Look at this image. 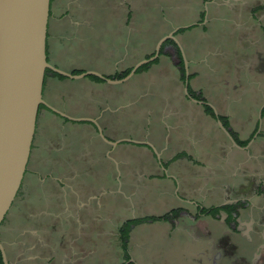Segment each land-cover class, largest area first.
<instances>
[{"label": "crops", "instance_id": "obj_1", "mask_svg": "<svg viewBox=\"0 0 264 264\" xmlns=\"http://www.w3.org/2000/svg\"><path fill=\"white\" fill-rule=\"evenodd\" d=\"M131 3V0H118L114 5L113 15H119L124 28L132 26ZM220 7L231 15L225 27L236 39L234 45L240 48L234 49L232 45L228 52L218 50L213 54L205 44H209L207 36L211 23L208 16L204 19L203 8L216 12ZM83 8L82 0H49L45 39L49 65L59 62L60 53L73 38H68L66 31L82 24ZM198 8L194 23L170 25L154 40L150 51L142 52L135 59L134 48L121 38L115 46L117 59L114 56L109 67L102 65L91 70L106 79L119 80L121 78L115 77L128 73L134 64L151 56L162 36L177 29L173 33L175 42L165 40L156 59L128 79L108 83L89 76L79 84L93 92L106 91L118 98L125 96L128 100L123 101L124 105L109 109L107 103L96 102L94 104H99L97 111L89 108L84 99L75 103L65 101L63 115L77 121L62 118L41 105L17 191V194L21 191L18 210L6 226L2 227L5 218L0 224V244L6 264H141L129 251L132 233L156 225L163 226L167 236H176L174 247L181 261L212 264L211 241L221 227L202 211L221 203L231 184V176L236 184V170L241 162L238 158L242 153L231 145L216 121L217 117L226 119L240 141H246L254 131L255 122L259 120L256 115L260 116L264 106L263 40L255 3L200 0ZM129 54L132 59L134 57V63L130 65L125 60ZM82 72L70 69L67 74ZM185 75L190 98L183 92ZM82 78H65L53 73L44 76L41 92L44 104L55 110V104L61 100L56 95V87L65 83V79ZM113 86L121 87L114 91ZM150 95V101L144 98ZM136 104L140 109L135 108ZM205 107L211 108L215 115L209 116ZM83 120H93L109 144L98 136L92 123ZM139 120L141 124L137 123L135 127L134 123ZM123 121L131 126L130 135L118 130L117 125ZM139 127L140 133L135 131ZM77 145H85L83 151L86 150L88 156L81 154ZM109 148L117 153L119 162L117 158L114 162L120 169L127 168L128 164L118 152L123 153L127 148L140 155L141 160L135 156L133 166H129L133 181L142 177L160 192L161 203L166 206L164 211L143 217L177 211L170 219L132 226L126 253L121 249L118 229L126 221L137 219L126 217L129 208L126 197L130 188L123 194L121 190L117 192V180L113 177L92 179L83 176L88 165L96 162L98 157H104ZM31 191L36 200L33 203L29 197ZM42 193L53 199L51 214L46 213V216L52 218L53 225L62 226L55 244L48 235V228L40 224L46 211L32 205L40 204ZM22 210L26 213L19 217ZM17 216L20 222L15 224ZM90 229L102 237L101 250L88 241Z\"/></svg>", "mask_w": 264, "mask_h": 264}, {"label": "rangeland", "instance_id": "obj_2", "mask_svg": "<svg viewBox=\"0 0 264 264\" xmlns=\"http://www.w3.org/2000/svg\"><path fill=\"white\" fill-rule=\"evenodd\" d=\"M117 1L118 0H82V4L84 5L82 24L77 29H67L66 36H68V38H73L68 42L69 45L66 47L65 51L60 53L59 62L56 64H50V66L64 73H68L70 69H77L84 73L92 72L91 70L95 67L102 65L109 67L114 60V56L115 59H117L118 52L115 46L121 38H124L127 41L129 47L134 48V57L136 59V57L142 52L150 51L154 40L170 25H186L184 24L186 22L194 23L200 2V0H131V4L133 5L132 26L124 28L121 24L119 15H113L115 12L114 5ZM246 2L251 3V5L252 3L257 4V0H246ZM203 9L204 19L208 16V22L211 23L207 36L209 44H205L207 47H210V51H212L213 54L218 50L222 53L228 52L229 47L236 44V39L232 37L230 30L225 27V24L231 15L227 13L224 7H220L216 12H213L211 8ZM256 16H259V12L256 13ZM262 24H264L263 18ZM164 36L166 35H163L162 37ZM235 48L240 47L234 45V49ZM134 57L132 59L131 54L127 55V58H125L126 64L130 65L134 63ZM148 57H150V55ZM261 57V60L264 63V48ZM173 58L174 62H176V57L173 56ZM49 75H51L50 72L45 73V77H48ZM84 78L85 77L80 80L65 79V83L56 87V95L61 99L60 102L55 104L56 111H61L62 114L64 113L65 110L62 105L65 101L68 103H75L79 99H84L89 105V108H94L98 111L99 104H94L96 102L107 103V108L114 109L118 106L124 105L123 101L128 100V98H124L125 96L123 98H118L106 91L93 92L89 88H84L79 85L83 82ZM118 87L121 86H113V90L115 91ZM151 96L152 95L144 98L150 101ZM43 99L44 98H42V101L45 103ZM135 108L140 109V105L136 104ZM123 113H126V111ZM256 117H258V114ZM257 122L258 120L255 122V128ZM137 123L140 125L141 120L134 123L135 127ZM117 126L118 130H121L122 133L125 132V135H130L132 132V128L128 122L123 121ZM259 129L264 131V118L260 121ZM138 130V133H140V127L135 131L137 132ZM252 133L253 132H251L250 135ZM249 136H247V138ZM106 143L109 144V140H106ZM110 144H113V142H110ZM258 146L261 147V151L264 153V144H262V140L258 138L252 144L253 153L257 152L256 148ZM84 148L85 145H81L78 146L77 150L79 149L81 154L84 153L88 156L87 151H83ZM107 152L108 153L105 154L104 157H98L96 162H92L88 165V170L85 174L83 173V176L85 175L92 179L113 177L117 180V192L121 190L120 193L123 194L130 188V194L127 195V197L125 194V197L128 198L127 205L129 206L126 212V217L138 218L151 214H158L164 211L166 206L164 203H161L162 197H160V192L155 188L156 186L149 185L142 177H140V180L137 179L136 182H134V179L131 177L132 168L130 169L129 166H133L132 164H134L132 158L137 156L140 161L141 156L127 148L123 153L118 152L124 163L128 164L127 168L120 169L118 168V164L115 165L114 162L118 157L115 150L109 148ZM239 156V161H242L244 159L243 153H240ZM117 162H119L118 158ZM125 172H127V174ZM236 174L239 175L238 170H236ZM230 182L234 183L235 178H232L231 176ZM238 182L239 180L237 179L236 184H238ZM20 195L21 191L18 192L10 209L6 213L2 227L7 225L12 218L14 211L17 212L18 208L16 209V206L21 200ZM29 197L31 203L36 202L35 198H33L32 191L29 193ZM52 200L53 199L49 194L42 193L40 204L34 203L32 205L35 208L43 207L42 209L46 211L40 219V224L48 228V235L52 238V243L55 244L59 237L58 231L62 229V226L53 225V222L51 221L52 218L46 216V213L51 214L50 212L54 206ZM56 200L58 201V198ZM119 201L120 200L117 199L118 203ZM48 208L51 209L48 210ZM22 213L26 212L23 210L20 211L19 217ZM19 217L17 216L15 218V224L20 222ZM25 227L29 226L25 225ZM165 232V228L158 225L145 226L141 229H136L134 233H132V240L128 246L131 257L137 261H141V264H189L184 260L181 261L176 254L177 249L174 247L176 236H167ZM88 236V241H91L97 250H101L102 237L99 238L91 229Z\"/></svg>", "mask_w": 264, "mask_h": 264}, {"label": "water", "instance_id": "obj_3", "mask_svg": "<svg viewBox=\"0 0 264 264\" xmlns=\"http://www.w3.org/2000/svg\"><path fill=\"white\" fill-rule=\"evenodd\" d=\"M48 11L49 0H0V224L17 194L25 172L39 106H45L62 118L77 121L67 118L46 106L42 101L41 92L45 72L50 71L65 78L92 76L108 83H119L132 76L142 65L155 60L165 40L175 42L173 33L177 29L161 38L156 43L153 54L136 63L119 80H109L94 72L70 75L55 69L46 61L45 39ZM182 62L185 68L183 58ZM186 85L185 75L183 92L190 98L187 95ZM191 100L197 102L194 99ZM212 113L215 115L213 110ZM82 122L92 123L98 136L106 142L93 120ZM216 124L231 145L241 149L220 121L217 120ZM126 142L139 144L134 141ZM146 146L154 153L151 146L148 144ZM0 258L2 264H6L1 244Z\"/></svg>", "mask_w": 264, "mask_h": 264}, {"label": "flooded vegetation", "instance_id": "obj_4", "mask_svg": "<svg viewBox=\"0 0 264 264\" xmlns=\"http://www.w3.org/2000/svg\"><path fill=\"white\" fill-rule=\"evenodd\" d=\"M256 12L264 48V0H257ZM263 118L259 116L255 130L239 146L244 159L238 184L231 183L221 203L208 211L221 227L211 241L212 264H264V153L259 146L257 152L252 150L257 138L264 144V131L259 129Z\"/></svg>", "mask_w": 264, "mask_h": 264}, {"label": "trees", "instance_id": "obj_5", "mask_svg": "<svg viewBox=\"0 0 264 264\" xmlns=\"http://www.w3.org/2000/svg\"><path fill=\"white\" fill-rule=\"evenodd\" d=\"M179 31H182V30H179ZM144 67H146V65L138 68L136 70V72L140 71ZM46 72H50V71H46ZM126 74H127V72H125V73H123L121 75H118L115 78H122ZM90 78L93 79V80H97L95 77H92V76H90ZM39 108H40V106H39ZM39 108H38V110H39ZM204 110H205V112L209 116H212L213 117V114H212V112H211V110L209 108L205 107ZM263 115H264V106L261 109L260 116L262 117ZM217 120L220 121V123L222 124L223 128L228 131L230 137L233 139V141L238 146L243 145L245 143V141L238 140L236 134L229 128V125H228V122H227L226 119L221 118V117H217ZM209 210L210 209L203 210L202 211V214L208 213ZM176 212H177L176 210H173V211H170L167 214H164L162 216H158V217H153V216H150V217H142V218H137V219L129 220V221H126L125 223H123L119 227V229H118V239H119V242H120V246H121L122 251L124 253H126V251H127L126 245H127L128 233H129V231H130V229H131L132 226H135V225L140 224V223H146V222L164 221V220L170 219L171 217H174V214ZM0 264H2L1 263V258H0Z\"/></svg>", "mask_w": 264, "mask_h": 264}]
</instances>
